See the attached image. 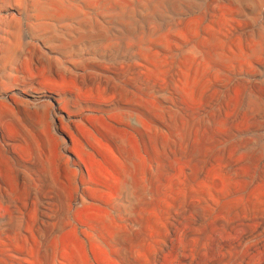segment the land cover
I'll return each instance as SVG.
<instances>
[{
  "label": "rangeland",
  "instance_id": "obj_1",
  "mask_svg": "<svg viewBox=\"0 0 264 264\" xmlns=\"http://www.w3.org/2000/svg\"><path fill=\"white\" fill-rule=\"evenodd\" d=\"M0 264H264V0H0Z\"/></svg>",
  "mask_w": 264,
  "mask_h": 264
}]
</instances>
